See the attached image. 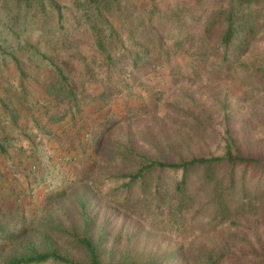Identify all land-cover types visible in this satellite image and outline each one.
Segmentation results:
<instances>
[{
    "label": "rangeland",
    "instance_id": "374dc122",
    "mask_svg": "<svg viewBox=\"0 0 264 264\" xmlns=\"http://www.w3.org/2000/svg\"><path fill=\"white\" fill-rule=\"evenodd\" d=\"M58 1L61 21L48 0L43 7L0 0V130L13 134L12 145L18 144L8 117L22 119L19 110L30 103L28 113L66 104L51 102L47 92L58 81L57 64L71 83L86 84L78 121L81 128L89 126L80 128L75 162L54 164L40 155V162L30 163L28 184L18 183L24 190L20 199L0 189V220L8 218L5 206L15 211L12 222L23 217L12 238L0 239V264L51 249L87 261L73 242V232L84 230L85 216L105 262L207 264L210 250L231 257L264 253V0H144L158 8L152 21L134 29L136 39L152 49L151 60L165 61L159 51L168 48L170 62L157 65L156 73L154 63L145 67L141 83L131 73L130 57L109 69L81 10L73 0ZM124 1L130 22L134 9ZM180 9L187 13H177ZM228 12L236 16L238 33L225 58L220 44ZM212 17H219L218 25L207 32ZM81 56L93 76L83 78L88 67ZM103 90L107 98L89 103ZM227 127L243 153L259 157L260 164L237 166L232 181L222 167H214L212 182L204 179L205 168H194L183 206L176 189L181 170L154 168L132 182L128 194L120 192L119 185L130 179L125 174L149 159L221 153ZM54 193L58 196L49 199Z\"/></svg>",
    "mask_w": 264,
    "mask_h": 264
},
{
    "label": "trees",
    "instance_id": "16d2710c",
    "mask_svg": "<svg viewBox=\"0 0 264 264\" xmlns=\"http://www.w3.org/2000/svg\"><path fill=\"white\" fill-rule=\"evenodd\" d=\"M75 5L79 10H81V20H84V26L86 30H89L95 40V44L99 52L104 55L103 63H108V68L112 69V65L118 60L130 57V64L134 67L135 72H131L135 78L136 83H141L143 76V69L148 65L154 63V67L157 65H165L170 62V50L168 48L160 49L159 54L162 52L165 55V61L156 60L151 56L153 54L152 49L137 41L134 29H139L144 20H153L156 14L157 5H152L148 7L144 4V0H128L132 2L131 13L132 19L129 22L128 16L124 13L123 9L125 7L124 0H73ZM243 3L246 0H241ZM50 5L57 11L59 20L63 19L62 8L63 5L58 0H48ZM25 6L37 5L43 7L45 5L44 0H20ZM187 9H180L177 13H187ZM174 11L173 16L170 17L172 21L176 18L177 14ZM219 17H212L208 19L206 23L207 32H211L213 28L218 25ZM228 20L227 27L222 35L220 47L223 51L225 58L228 57V52L232 46L234 39L238 33V26L236 24V16L233 12H228L226 17ZM127 36V37H125ZM126 38L131 42L130 47L126 44ZM160 39V38H159ZM129 54V55H128ZM80 60L88 67L87 72L83 73V78L89 74L93 76L94 72L90 67V62L87 61L86 57L81 56ZM94 62L97 61L96 57H93ZM58 72V81L54 85H48L47 92L49 96L54 99L64 100L67 102V109L71 111L73 119V129H77L81 132V129H88V123H86L83 128L82 123L76 125L77 115L81 116V106L79 101L80 94L86 93L88 90L86 84H73L70 82V76L64 72L62 66L56 65ZM153 68V67H152ZM153 72L160 71L157 66L152 69ZM157 70V71H156ZM146 74V73H144ZM96 96V97H95ZM108 97V92L103 90L102 92L92 95L89 103L94 102L97 99H104ZM92 107L90 106V109ZM96 108V107H95ZM81 128V129H80ZM77 132V131H76ZM75 132V133H76ZM223 147L221 153L218 154H208L193 156L189 159H181L180 161H167L159 159H149L147 162L140 163V167L135 173L125 174L129 176V180L123 182L120 187L121 193H129L131 190L132 182L137 178L143 177L145 173L151 171L154 168H159L162 170L180 171L182 172L181 178L177 183V191L180 195V206H183L187 200L185 192L189 188L190 183V173L196 168L202 166L205 168L204 179L206 181H214L216 178L214 167H222L226 170L230 181H232L234 176V170L237 166L243 164H260L261 160L259 157L254 156L252 153L245 155L240 148L237 139L235 138L234 132L227 127L223 137ZM0 189L4 191V195L14 196L15 199H20L24 190L21 186L14 180H10L6 176L5 172L2 173L0 178ZM58 193L51 194L50 198L57 197ZM185 195V196H184ZM20 197V198H19ZM13 198V197H12ZM6 204V203H4ZM6 214L3 221L0 220V239L8 240L12 238L17 232V224L23 220L20 216L19 219L14 223L12 218L15 214L13 208L5 206ZM86 214V213H84ZM85 227L82 232L74 231V244L76 247L82 248L87 254V261H80L70 258L64 253L57 249L46 250L42 252L35 251L30 254H23L19 256H14L9 259V264H140L133 260L125 259L118 263L105 262L101 256V250L99 244L94 240L90 233L91 220L85 216L84 217ZM207 264H243L246 262H251L255 259H259L264 264V253H259L257 251L245 252L244 254L231 257L228 252L210 250L205 253Z\"/></svg>",
    "mask_w": 264,
    "mask_h": 264
},
{
    "label": "crops",
    "instance_id": "0c3cea01",
    "mask_svg": "<svg viewBox=\"0 0 264 264\" xmlns=\"http://www.w3.org/2000/svg\"><path fill=\"white\" fill-rule=\"evenodd\" d=\"M29 100L31 101L30 97ZM32 100L34 104L36 99ZM52 100H54L53 97L50 98L51 102ZM29 105L27 104L19 110L18 114L22 119H19V116L14 119L8 117L15 124V130L20 139H18V144L12 145L13 134L0 130V178L5 172L10 180L20 184H28V180L33 177L29 171L30 163L33 159H39L40 162V155L46 160L50 158L53 162L54 160L59 161L63 154L69 153L75 156L77 160V154L81 151L78 147L82 141V135L80 132L78 133L77 129H73V119L71 111L67 109V102L61 106H55V103H52L49 109L42 110L43 113L34 107L32 112L28 113L32 108V104ZM4 118L6 116L2 117V121ZM79 118L77 115L75 120L77 126L79 125ZM28 132H30L29 135H26ZM67 147L73 150L68 152L66 151ZM8 157H11V160ZM27 157L28 159H26ZM62 164L64 165L63 162ZM71 166L65 164L66 168ZM50 168L54 169L51 166Z\"/></svg>",
    "mask_w": 264,
    "mask_h": 264
},
{
    "label": "built area",
    "instance_id": "2783aa9c",
    "mask_svg": "<svg viewBox=\"0 0 264 264\" xmlns=\"http://www.w3.org/2000/svg\"><path fill=\"white\" fill-rule=\"evenodd\" d=\"M76 160V157L73 156L72 154H63L62 157H60L59 161L62 163H72V162H75ZM33 168L36 169L37 167L35 165H33Z\"/></svg>",
    "mask_w": 264,
    "mask_h": 264
}]
</instances>
